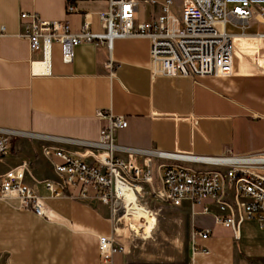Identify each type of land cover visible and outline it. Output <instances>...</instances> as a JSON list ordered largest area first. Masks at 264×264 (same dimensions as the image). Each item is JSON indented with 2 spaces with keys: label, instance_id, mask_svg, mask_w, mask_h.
<instances>
[{
  "label": "crops",
  "instance_id": "1",
  "mask_svg": "<svg viewBox=\"0 0 264 264\" xmlns=\"http://www.w3.org/2000/svg\"><path fill=\"white\" fill-rule=\"evenodd\" d=\"M68 5L76 12L68 14ZM107 8V0H0V127L39 137L13 139L6 157L11 161L0 165V175L28 162L23 182L51 215L47 220L23 210L17 199H0V264H102L98 238L111 235L123 248L112 264H143L125 239L116 236L112 208L95 199L72 198L42 154L43 147L82 152L68 141H99L101 128L109 124L98 117L100 111L124 119L113 132L116 156L123 160L133 159L132 149L198 157L264 149V120L257 118L264 109V75L259 73L264 57L262 42L255 37L235 38L237 63L232 76L225 78L154 74L160 65L151 63L147 39L116 40L111 51L83 43L74 49L71 64L62 62L61 47L53 45L49 72L33 74L30 63L40 56L31 55L21 36V12L35 13L43 21H65L74 33L86 18L89 30L101 33L98 13ZM110 61L113 69L107 67ZM86 162L96 164L92 158ZM47 184L63 196L54 197ZM223 199L234 202L229 183ZM144 201L147 207L150 202L165 206L146 196ZM180 208L190 210L188 203ZM209 215V226L190 223L192 231L208 229L210 236L195 240L199 249L192 250L186 264H264V232L257 222L237 214L242 220L235 236L215 222L216 206Z\"/></svg>",
  "mask_w": 264,
  "mask_h": 264
},
{
  "label": "built area",
  "instance_id": "2",
  "mask_svg": "<svg viewBox=\"0 0 264 264\" xmlns=\"http://www.w3.org/2000/svg\"><path fill=\"white\" fill-rule=\"evenodd\" d=\"M107 2V10L98 13L101 33H92L86 18L81 30L74 33L65 21H43L35 13L21 12V36L27 40L31 55L40 56L30 63L33 74L49 72L53 45L61 47L62 62L71 64L74 49L83 43H94L111 51L116 40L147 39L150 61L160 65L154 74L189 78L232 76L235 37L259 39L260 52L264 53V32H249L254 27L257 30L264 27V0H181L180 18L171 12L172 0ZM141 9L144 10L142 19ZM66 11L72 14L76 8L68 5ZM107 67L113 69L111 61ZM259 73L264 75V67ZM98 117L109 122L101 128L99 141H68L82 148V152L71 153L54 147L42 149L60 180L58 184L64 190L69 187L72 198L101 201L119 219L125 210V193L133 191L137 203L144 204L145 196L172 208L188 203L192 213L198 210L202 215H209L212 206H216L219 215L215 222L231 229L235 236L242 220L236 219L237 214L257 222L264 232V149L246 155L204 157L132 149L129 152L133 159L123 160L116 156L118 148L113 132L124 125V119L108 111H100ZM257 118L264 120V109ZM19 138L39 137L0 127V161L10 154L11 141ZM87 158L96 164L87 163ZM28 170L29 163L22 162L0 175V199H17L23 210L50 220L41 197L23 182ZM226 183L233 187L232 203L223 199ZM47 188L54 197L63 196L54 185L47 184ZM240 197L247 201H240ZM209 236L208 229H193V251L199 249L196 239L205 240ZM98 249L102 264H112L113 256L123 251L113 235L99 237Z\"/></svg>",
  "mask_w": 264,
  "mask_h": 264
},
{
  "label": "rangeland",
  "instance_id": "3",
  "mask_svg": "<svg viewBox=\"0 0 264 264\" xmlns=\"http://www.w3.org/2000/svg\"><path fill=\"white\" fill-rule=\"evenodd\" d=\"M171 12L175 17H181V0H172ZM139 17L141 19L144 17L143 9H141ZM257 31L264 32V27L258 30L254 27L249 32L255 33ZM229 32H234V30L229 29ZM261 54L264 53L261 51ZM247 60L254 67L252 58L248 56ZM234 63H237L235 56ZM250 69L256 71L252 67ZM9 161L11 159L5 158L0 161V165L7 164ZM3 168L0 166V169ZM147 209L155 212L157 219L156 227L149 238L144 235L141 223L136 227L128 228L130 222L127 219L118 222V215L114 213L116 226L118 230L122 231L117 237L125 239L132 253L143 264H186L193 250L191 224L209 226L212 220L211 215H202L198 210L192 213L187 208L178 209L169 206L158 208L156 204L151 202ZM218 228L220 226H217L216 229ZM213 234H217V230Z\"/></svg>",
  "mask_w": 264,
  "mask_h": 264
},
{
  "label": "bare ground",
  "instance_id": "4",
  "mask_svg": "<svg viewBox=\"0 0 264 264\" xmlns=\"http://www.w3.org/2000/svg\"><path fill=\"white\" fill-rule=\"evenodd\" d=\"M125 197L127 199L125 210L124 212L119 214L118 222L127 219L130 222L128 228L136 227L139 223H141V225H143L144 235L146 236V238H149L157 224L156 214L152 211H149L147 209L148 207L145 204L137 203V197L133 191L126 192ZM121 232L122 231L118 230L116 226V236L120 235Z\"/></svg>",
  "mask_w": 264,
  "mask_h": 264
}]
</instances>
